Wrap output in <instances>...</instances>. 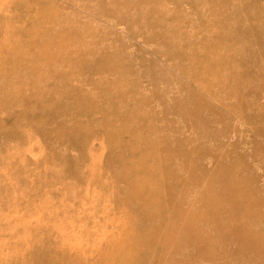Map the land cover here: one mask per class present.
Listing matches in <instances>:
<instances>
[{
  "label": "rangeland",
  "instance_id": "obj_1",
  "mask_svg": "<svg viewBox=\"0 0 264 264\" xmlns=\"http://www.w3.org/2000/svg\"><path fill=\"white\" fill-rule=\"evenodd\" d=\"M227 4L244 41L216 82L191 74L200 50L180 67L201 27L173 0H0V264H176L170 227L153 233L159 251L137 254L133 224L150 230L160 215L144 220L123 193L142 182L156 195L155 173L174 184L182 154L209 164L220 152L243 163L264 264V0Z\"/></svg>",
  "mask_w": 264,
  "mask_h": 264
},
{
  "label": "bare ground",
  "instance_id": "obj_2",
  "mask_svg": "<svg viewBox=\"0 0 264 264\" xmlns=\"http://www.w3.org/2000/svg\"><path fill=\"white\" fill-rule=\"evenodd\" d=\"M227 1L173 0V4L179 8L176 17L178 20H189L193 24V20L186 18L183 14L185 5L188 7L189 12L196 17L200 27H204V29L200 28L198 40L196 42L193 40L195 43L192 40L187 41V43H181L180 41L183 39L179 41L181 44L178 54L180 62L182 61L180 67L185 66V62L183 63L185 57L187 59L188 56V60L193 59V51L200 50L204 55L189 61L190 64L194 65L191 74L199 73L201 77L214 75L216 82L221 79L222 68L228 67L224 66L223 63L230 60L228 59L229 56H233L234 59L237 57L238 59L237 51L241 49V43L244 41L243 19L238 11L228 9ZM201 7H204L206 13L200 10ZM176 35L178 36V30ZM181 35L183 34L181 33ZM191 35L192 30L189 32L190 37ZM221 65L224 67L221 68ZM226 65L228 64L226 63ZM77 68L79 69V67ZM68 76L62 79L69 82ZM239 78L241 79L240 74ZM203 79L199 78L194 82L199 88L210 91V85ZM61 80L58 84L63 81ZM66 85L68 86V84ZM62 86L63 84L59 87L62 88ZM60 88H57V90H61ZM65 90H68L67 87ZM65 90H62L61 93L66 92ZM69 91L70 88L68 96L71 95L72 90ZM68 93L66 92L62 96H67ZM210 95L208 96L209 98ZM66 96L64 99L67 100ZM73 98L68 100L75 101ZM75 103L77 104L78 102L76 101ZM187 125L189 126V124ZM220 155L211 157L212 160H210L209 165L205 163L207 157L205 153H194L190 156L182 154L181 159H179L181 166L174 168V184L166 182L164 173H155L154 181L159 189L156 195L151 194L147 187H140L139 185L142 182H135L133 187L123 193L125 202H122L132 204V210L135 209L134 212H136L138 209L136 213L142 215L144 220H152L155 214L160 215V223L152 226L150 230L133 224V230L138 233L135 240V251L137 254H148L152 250L155 252L159 251V242L154 240L153 233L159 232L166 226L170 227L172 232H169L168 236L166 235L165 246H173V257H180L178 261H175L176 264H240V261L245 264L256 263L254 259L256 235L252 230L254 222L252 206L254 203L251 198L248 180L243 178L244 175H241L243 163L233 157L225 158ZM146 156H148V159L143 160L142 157L141 161H139L146 165L149 164L144 171H146L147 175H150L153 173L151 162H154L151 161V155ZM238 163L239 165L237 166H242L241 169L236 166ZM165 203H169L172 206L170 211L172 219L170 221L165 220V214L167 213L164 211L165 209L163 210V204ZM151 205L156 207L155 212L146 209ZM138 206L139 208L136 209ZM191 247L194 250L189 253L187 249ZM185 255H188L187 260L189 261H185ZM221 255L225 258L219 260ZM159 263L163 264L161 261Z\"/></svg>",
  "mask_w": 264,
  "mask_h": 264
}]
</instances>
